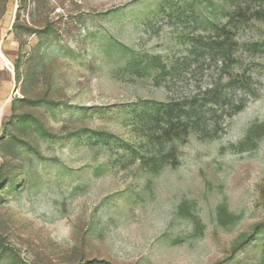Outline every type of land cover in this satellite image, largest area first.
<instances>
[{"label":"rangeland","instance_id":"obj_1","mask_svg":"<svg viewBox=\"0 0 264 264\" xmlns=\"http://www.w3.org/2000/svg\"><path fill=\"white\" fill-rule=\"evenodd\" d=\"M6 101L0 264H264V0H0Z\"/></svg>","mask_w":264,"mask_h":264},{"label":"trees","instance_id":"obj_2","mask_svg":"<svg viewBox=\"0 0 264 264\" xmlns=\"http://www.w3.org/2000/svg\"><path fill=\"white\" fill-rule=\"evenodd\" d=\"M5 5V3H4ZM203 25H207L205 20L203 19L202 22ZM208 25H210V29L212 30V33L214 35V38L216 41L213 40H207L204 37H200L195 39V42L200 45V47L202 48V51H208L214 55L217 56H226L229 54V48L232 46L233 42L230 39L231 37V33L230 31L226 30L225 26L222 25H218L215 23H209ZM201 43V44H200ZM18 64L19 61H17L16 65H15V69H18ZM196 100H191V101H184L182 102L184 105H188V106H194L197 102H195ZM177 104L175 106H179L181 105L180 102H176ZM193 108V107H192ZM192 108L189 109V111L185 112V114H189L190 115V110H192ZM234 113L239 111V108L236 106L234 108Z\"/></svg>","mask_w":264,"mask_h":264},{"label":"water","instance_id":"obj_3","mask_svg":"<svg viewBox=\"0 0 264 264\" xmlns=\"http://www.w3.org/2000/svg\"><path fill=\"white\" fill-rule=\"evenodd\" d=\"M15 94V90H13L11 96H10V99L12 98V96ZM9 101V100H8ZM7 105V101L3 104L1 110H0V124H1V114H2V110L6 107Z\"/></svg>","mask_w":264,"mask_h":264},{"label":"bare ground","instance_id":"obj_4","mask_svg":"<svg viewBox=\"0 0 264 264\" xmlns=\"http://www.w3.org/2000/svg\"><path fill=\"white\" fill-rule=\"evenodd\" d=\"M4 62H5L8 66H10V63H9L7 60L4 59Z\"/></svg>","mask_w":264,"mask_h":264}]
</instances>
